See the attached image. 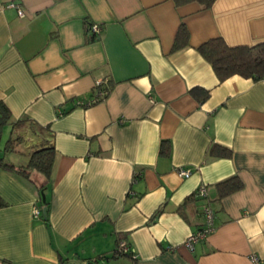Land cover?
Listing matches in <instances>:
<instances>
[{"label": "crops", "instance_id": "1", "mask_svg": "<svg viewBox=\"0 0 264 264\" xmlns=\"http://www.w3.org/2000/svg\"><path fill=\"white\" fill-rule=\"evenodd\" d=\"M181 22L189 43L171 51ZM217 36L230 46L264 41V0H215L207 9L0 0V101L21 121L7 124L9 136L22 137L6 159L25 163L46 139L55 148L46 204L42 174L29 180L0 165V264H88L111 254L119 236L134 264H253V254L264 264V78L220 80L197 50ZM97 79L103 99L77 105L95 96ZM194 87L207 97L199 101ZM213 143L231 154L211 155ZM235 175L241 187L219 197L216 183ZM201 184L206 199L193 196ZM205 200L215 228L189 247Z\"/></svg>", "mask_w": 264, "mask_h": 264}, {"label": "trees", "instance_id": "2", "mask_svg": "<svg viewBox=\"0 0 264 264\" xmlns=\"http://www.w3.org/2000/svg\"><path fill=\"white\" fill-rule=\"evenodd\" d=\"M214 1L215 0H173L175 5L177 6L189 2H198L203 9L210 8ZM92 38V36L89 37V39ZM188 43L189 32L185 24L181 22L174 36L171 51H176L182 47H185L188 45ZM197 50L211 64L217 77L220 80H223L233 74H239L241 76L250 77L255 80L264 78V41H261L252 46H230L222 37L217 36L209 38L208 40L199 44L197 46ZM100 88L102 87L100 86ZM191 92L192 94L197 96L199 101H202L208 95V92L206 90L199 87L192 88ZM20 122L21 121H11V112L9 108L3 101H0V135L4 125L10 124L12 128H15V126L21 124ZM21 138L22 137L19 135L9 136L7 138L4 146L0 148V165L29 180L32 178V175L34 173L42 174L45 178V183L39 186V191H44L50 180V176L53 170L55 148L53 144H51L50 140L46 139L42 142V144H40V146L31 151L25 163H11L7 161L6 155L9 154V152L14 151L15 145L21 141ZM169 148V141L161 140L159 152L161 154L168 153ZM209 153L213 156H229L231 154V150L220 144L213 143L209 148ZM241 184L242 183L240 179L236 175L216 183L218 188V196L223 197L238 190L241 187ZM193 196H197L195 190L193 192ZM198 198L206 199V197ZM44 203L46 204V201H44ZM204 203L210 205L209 200H205L203 204ZM5 205H7L6 202L0 196V207H3ZM158 212H160V209L158 210ZM120 240H123L121 236H119V239L116 241L111 254H101L94 259H91L94 260V264H108V261L111 259H117L119 257L126 256L132 259V262L130 264H134V261L137 257H132V252L127 242V250L119 249L118 243Z\"/></svg>", "mask_w": 264, "mask_h": 264}, {"label": "built area", "instance_id": "3", "mask_svg": "<svg viewBox=\"0 0 264 264\" xmlns=\"http://www.w3.org/2000/svg\"><path fill=\"white\" fill-rule=\"evenodd\" d=\"M8 5L9 6H17L13 2H10ZM17 11H18V15H22L23 14L22 9H20L19 7H17ZM89 29L94 34H97L99 32V30H100V26H99V24H91V25H89ZM102 82H103V80H101V79L95 80L93 85H94V87L99 88V90L97 91L95 96L90 98L87 101L77 100V105L85 106V105H89L91 103H94L96 101H99V100L103 99V97L105 95V90L103 88H100V86L102 85ZM177 172L179 173V175H181L183 177H186V176H188L190 174V170L189 169L182 168V167H178L177 168ZM195 192H196V195L198 197H202V198L207 197L206 185L205 184H201L200 186H198L195 189ZM39 212H40V208L35 206L34 209H33V214L37 216L39 214ZM201 213L203 215V223H202V225L200 226L199 229L193 231L188 236V238L186 240V244L189 247H192L193 243L195 241L200 240V239H205L215 228V226H214L215 213H214V210L211 207V205H209L207 203H204L201 206ZM118 248L119 249H123V250H127L128 246H127V244H126V242L124 240H120L119 243H118ZM130 250L132 252V257L136 258L137 257L136 253L131 248H130ZM251 259L253 261V264H261V262H262L261 259L255 254H253L251 256ZM88 264H94V260L89 261Z\"/></svg>", "mask_w": 264, "mask_h": 264}, {"label": "rangeland", "instance_id": "4", "mask_svg": "<svg viewBox=\"0 0 264 264\" xmlns=\"http://www.w3.org/2000/svg\"><path fill=\"white\" fill-rule=\"evenodd\" d=\"M9 131H10V128H8V125H4L2 128V131H1V135H0V148H2L4 146L5 141L9 137V135H10ZM20 150H22V149H20ZM10 153H12V152H9V154ZM16 154L18 156H21V153H19V152H16Z\"/></svg>", "mask_w": 264, "mask_h": 264}, {"label": "water", "instance_id": "5", "mask_svg": "<svg viewBox=\"0 0 264 264\" xmlns=\"http://www.w3.org/2000/svg\"><path fill=\"white\" fill-rule=\"evenodd\" d=\"M41 199H42L43 202L45 201V194H44L43 191H41Z\"/></svg>", "mask_w": 264, "mask_h": 264}]
</instances>
